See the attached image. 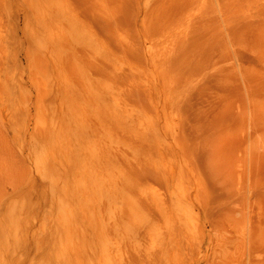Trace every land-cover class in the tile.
<instances>
[{"label":"rangeland","instance_id":"obj_1","mask_svg":"<svg viewBox=\"0 0 264 264\" xmlns=\"http://www.w3.org/2000/svg\"><path fill=\"white\" fill-rule=\"evenodd\" d=\"M0 264H264V0H0Z\"/></svg>","mask_w":264,"mask_h":264},{"label":"bare ground","instance_id":"obj_2","mask_svg":"<svg viewBox=\"0 0 264 264\" xmlns=\"http://www.w3.org/2000/svg\"><path fill=\"white\" fill-rule=\"evenodd\" d=\"M131 96V95H130ZM145 203V205H152L154 203V200L153 199H146L144 201H142Z\"/></svg>","mask_w":264,"mask_h":264}]
</instances>
